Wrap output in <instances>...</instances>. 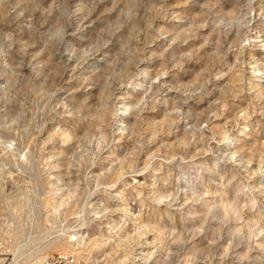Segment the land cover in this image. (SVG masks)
<instances>
[{
	"label": "rangeland",
	"instance_id": "obj_1",
	"mask_svg": "<svg viewBox=\"0 0 264 264\" xmlns=\"http://www.w3.org/2000/svg\"><path fill=\"white\" fill-rule=\"evenodd\" d=\"M264 264V0H0V264Z\"/></svg>",
	"mask_w": 264,
	"mask_h": 264
},
{
	"label": "built area",
	"instance_id": "obj_2",
	"mask_svg": "<svg viewBox=\"0 0 264 264\" xmlns=\"http://www.w3.org/2000/svg\"><path fill=\"white\" fill-rule=\"evenodd\" d=\"M75 260L73 256L69 255H62V254H55L38 264H67V263H74Z\"/></svg>",
	"mask_w": 264,
	"mask_h": 264
},
{
	"label": "bare ground",
	"instance_id": "obj_3",
	"mask_svg": "<svg viewBox=\"0 0 264 264\" xmlns=\"http://www.w3.org/2000/svg\"><path fill=\"white\" fill-rule=\"evenodd\" d=\"M49 258V257H48ZM47 259V258H46ZM34 264H36V263H34ZM67 264H74V263H67Z\"/></svg>",
	"mask_w": 264,
	"mask_h": 264
}]
</instances>
